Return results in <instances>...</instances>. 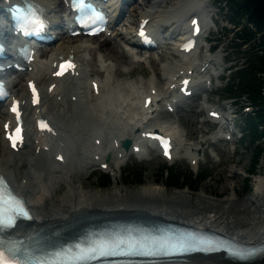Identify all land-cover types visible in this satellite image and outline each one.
Returning a JSON list of instances; mask_svg holds the SVG:
<instances>
[{"label": "bare ground", "instance_id": "1", "mask_svg": "<svg viewBox=\"0 0 264 264\" xmlns=\"http://www.w3.org/2000/svg\"><path fill=\"white\" fill-rule=\"evenodd\" d=\"M33 1L40 5L51 28L61 26V31L56 33L49 49L45 46L36 50L34 56L45 57V60L26 64L27 71L10 82L11 96L20 98L26 124V139L17 152L8 148L3 137L2 125L11 116L7 108L0 105V172L25 198L33 215L31 221L18 223L11 234L27 238L37 233L38 236L54 233L52 238L65 239L88 225L108 220L140 219L208 225L235 239L264 243V216L261 217L264 213V173L254 179L252 197L238 200L239 194L234 188L231 194L222 198L203 191L196 194L198 204L195 206L189 191L182 189L166 194L156 178L154 182L148 181L127 191L118 186L108 191L94 190L88 180L96 167L106 164L105 170H113L114 185L117 184L114 166L121 168L123 161L136 152L137 146L139 153L146 150L149 154L157 149L141 137L142 132L154 130L169 135L175 150L184 147L190 163L198 166V152L208 138L186 145L177 137L176 125H172L176 127L171 130L155 121L159 115H168L167 111L177 113L188 106V98L181 103L167 99L172 90L178 89L184 74L192 80L193 95L209 90V80L220 75L219 67L210 68L219 63V53H208L210 46L203 54L198 51L181 55L178 48L188 37L186 26L195 15L194 11L202 14V26L206 27L195 39L199 46L205 47L203 42L212 30L207 21L211 0H112L105 4L112 16L111 34L108 36L105 32L85 39L68 34L66 28L70 22H64L63 15H59L67 9L64 0ZM3 3L0 0V9ZM141 19L148 20L144 31H149L158 41L160 51L157 55H146L137 46V27ZM118 21L125 27L116 28ZM94 42L96 46L92 45ZM68 55L77 60L78 74L61 80L53 78L48 71L52 61ZM146 61L155 66L153 75L145 80L144 77L133 78L136 66L139 63L146 66ZM195 61L199 64L195 65ZM261 76L264 96V75ZM32 79L42 90L41 103L34 108L28 106L27 81ZM93 80L99 84L97 93L93 92ZM53 82L56 86L48 92L47 87ZM148 95L152 97V103L145 109L143 103ZM209 106L204 96L201 109L208 112ZM152 113L154 116H150ZM38 115L53 125L52 137L34 132L33 117ZM219 134L217 131L211 137L216 138ZM124 138L131 140L127 151L120 146ZM61 152L64 160L56 161ZM107 154L109 158L105 160ZM17 175H20L19 181ZM181 263L264 264V256L251 262H233L225 260L223 253L198 254Z\"/></svg>", "mask_w": 264, "mask_h": 264}, {"label": "rangeland", "instance_id": "2", "mask_svg": "<svg viewBox=\"0 0 264 264\" xmlns=\"http://www.w3.org/2000/svg\"><path fill=\"white\" fill-rule=\"evenodd\" d=\"M136 1L134 0V2ZM217 6L218 3H215L210 7L212 11L211 10L209 11L210 13L209 15H211V17H209L210 21L209 20L208 21L209 24L212 26V31L209 33L210 34L209 40L205 42L206 43L205 47L206 46L212 47L211 49L213 50V54L219 53L218 54L219 63H217L214 66L217 68L219 67L220 68L219 70H221L223 67L229 66L231 62L230 63L228 62L230 60H234L240 54L236 53L237 51L236 48L234 47L236 45L234 41L236 39V35L234 34L235 29L225 21V19L227 18L221 12L218 11ZM122 21H118L116 23L117 26L116 28L122 26L120 25ZM126 23L129 24L128 22ZM122 27H125V25H123ZM94 44L95 42L92 43V45ZM96 45L97 44H95L94 46ZM149 51L150 50L147 51L146 55L148 54L157 55V52H159L160 50L157 48L150 51V53ZM199 51L201 54H203L205 48L201 47ZM158 63L160 64V62ZM145 64L146 66L143 65L142 63L141 64L139 63V65L136 66V71L135 74H133L134 75L133 78L141 79L144 77L143 79L145 80L146 78H149L150 76L153 75V69L155 66L147 61ZM122 67L125 68L126 65H123ZM222 73L223 74H221L220 77H218L217 79L216 78L213 79L214 80L213 83L219 84L220 86L217 87L216 89L205 91L206 94L208 92V96L200 92L201 94L199 93L191 98H188L187 102L189 103L187 107L185 106L182 109H179L177 113H175L174 111L173 112L167 111L168 115L165 116L159 115L158 119H156L155 121L158 122L160 126H164L165 124L167 128L171 130L177 126L178 129L177 137L181 138L186 143V145H188L189 143L196 144L201 138H208L206 139V143L198 152L197 155L199 158L198 166L192 165L190 163L188 155L184 154V152H186L184 147H182L181 150H176V154H175L176 157L173 159V161L172 160L165 161L159 155H157V153L151 151L149 153V156L144 157L147 158V160L141 159L139 156L132 155L123 161V163L121 164L122 165L121 168H117L114 166L113 168L116 173L115 175L117 177V184L114 185V179H113L112 186H110L107 189H101V188L95 189V187L92 186L94 177L99 173L105 172L96 167L95 168L96 170H93L88 177L89 182L91 181L90 182L91 187H93L94 190H99V191H104V190L108 191L114 186H118L120 188L126 189V191L128 189H135L140 187L141 185L129 187L121 182L124 171L130 168H137V167L145 168L144 183H143L145 184L148 181L154 182L153 179L155 178L158 179L159 178L158 170L163 166H166V167L176 168L177 170L180 171H186L188 173H191L192 176H195L198 173H206L207 177L206 179L200 182L197 191H191L189 188L183 187L184 190L189 191V193L192 195L191 200L194 206L198 204L196 194L203 191H206V193L209 196L222 198L231 194L233 192L232 188H234L239 194L237 195L238 200H241L242 198L245 197H252L254 194V189H253L254 179L259 173H264V154L260 158L257 171L255 172V174H253L250 177L247 185L245 182V178L248 177L247 174L249 175L248 168L250 167L253 158V151H254L253 146L248 142V139L244 142H240L236 140L233 141L219 140V142L213 143L212 140L210 141L209 137H211V135L214 132L216 133L219 130V128H217L216 125H212L208 122V116L206 110L201 109L200 101L202 97L205 96V98L207 99V101H209L210 104L213 103L220 104L223 105V107H225L226 109L231 110L229 108V104H230L229 102L231 100L226 99L227 93L225 92L224 88L230 83L231 80H228V78L233 76V72L231 69V70H224V72ZM237 82L238 81L236 79L235 83L237 84ZM244 116H245L244 112L237 111V119L234 120L235 124H237L238 128L241 130L244 127V121H243ZM172 122H175V124L174 123L172 124ZM172 125H176V126H172ZM155 127L156 129H159V127L157 126ZM225 130L226 129L220 130L221 135L224 134L223 131ZM258 145L264 150V139L260 140ZM0 160H1V155H0ZM107 170L106 172H108L111 176H113L112 175L113 170L110 169ZM17 179L19 181L20 175H17ZM158 183L163 185L166 194H170L173 191L182 190L176 188L175 189L167 188L164 185L163 181H158ZM263 216L264 213H261V217Z\"/></svg>", "mask_w": 264, "mask_h": 264}, {"label": "trees", "instance_id": "3", "mask_svg": "<svg viewBox=\"0 0 264 264\" xmlns=\"http://www.w3.org/2000/svg\"><path fill=\"white\" fill-rule=\"evenodd\" d=\"M218 9L235 29L236 39L234 41L239 52H242V45L249 44L248 50L245 51L247 65L237 70L225 88L229 97L247 94L254 106L253 110L243 118L244 127L241 139V142L248 139L254 148L252 162L248 168L249 175L245 178L248 185L250 177L257 171L260 158L264 154V150L258 145L260 140L264 139V96L261 92L263 80L260 76L264 75V0H222L218 3ZM236 78L238 79L237 84H235ZM144 171L143 167L127 169L123 172L122 183L129 187L142 185ZM158 174L159 178L156 182L163 181L167 188L183 189L186 187L191 191H197L200 182L207 177L206 173L192 176L186 171L166 166L160 168ZM112 184L108 173H99L92 183L95 188L101 189H107Z\"/></svg>", "mask_w": 264, "mask_h": 264}, {"label": "snow or ice", "instance_id": "4", "mask_svg": "<svg viewBox=\"0 0 264 264\" xmlns=\"http://www.w3.org/2000/svg\"><path fill=\"white\" fill-rule=\"evenodd\" d=\"M68 67H71V65H68ZM61 68L63 69L64 66L61 65ZM56 74L61 75L62 72H57ZM184 83L187 84L188 82L185 81ZM12 110L16 111L15 107ZM5 128H7V125H5ZM20 131L17 128L15 136H8L13 148H16L17 142L21 140ZM167 154V147L165 146V155ZM32 219L33 217L30 215L26 201L23 197L15 194L6 182L5 177L0 174V264H77L78 261L85 259L89 254L97 252L99 255L115 254L109 251L110 247H121L127 243L123 239H117L110 242H98L83 248L76 245L74 248L69 249L68 252L64 250L58 251L55 254L57 258L50 261L27 258L24 254V249L18 246L22 241L17 242L10 239L6 233L16 227L19 220ZM69 252H75L76 255L65 259L64 257L68 256Z\"/></svg>", "mask_w": 264, "mask_h": 264}, {"label": "water", "instance_id": "5", "mask_svg": "<svg viewBox=\"0 0 264 264\" xmlns=\"http://www.w3.org/2000/svg\"><path fill=\"white\" fill-rule=\"evenodd\" d=\"M124 147L128 148V141L124 142Z\"/></svg>", "mask_w": 264, "mask_h": 264}]
</instances>
